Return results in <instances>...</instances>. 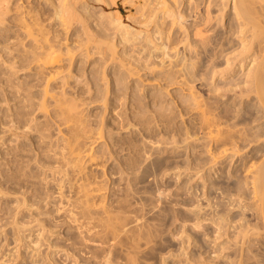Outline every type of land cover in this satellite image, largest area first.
<instances>
[{"label":"rangeland","instance_id":"374dc122","mask_svg":"<svg viewBox=\"0 0 264 264\" xmlns=\"http://www.w3.org/2000/svg\"><path fill=\"white\" fill-rule=\"evenodd\" d=\"M185 1L151 9L146 0H12L0 24L7 30L0 48L8 50L0 53V264H264V205L253 192L264 167V109L247 84L253 64L231 72L226 57L241 42L225 37L222 16L230 8L214 0L219 56L212 61L214 52L188 50L179 65ZM41 26L65 56L51 66L57 72L49 82L47 70L20 68L30 61L27 34ZM262 45L252 53L264 54ZM163 51L173 56L170 67ZM13 63L20 64L17 74ZM172 69L195 78L205 108L226 131L239 132L242 158L213 161L215 147L199 138L186 94L166 76ZM62 92L63 104L73 98L86 133L97 140L91 147L99 157L85 173L128 224L115 241L84 234L78 188L65 184V198L57 197L60 169L49 165L52 146L67 132L55 114L65 107L56 101ZM130 96L137 110L127 107ZM111 98L122 99L115 115ZM41 134L48 147L37 143Z\"/></svg>","mask_w":264,"mask_h":264},{"label":"bare ground","instance_id":"6f19581e","mask_svg":"<svg viewBox=\"0 0 264 264\" xmlns=\"http://www.w3.org/2000/svg\"><path fill=\"white\" fill-rule=\"evenodd\" d=\"M97 1H104L110 4L115 3V0H97ZM167 1L168 0H146V4L150 6L151 9L153 7L159 9L168 6ZM213 2L214 0H203V2H200L197 5L196 0L185 1L184 3L185 10L179 16V19L181 20L180 29L183 32V38H184L183 47L177 54L179 55L182 53L183 56L180 59L179 65L186 64L188 60V50L204 52V53L214 52L211 55L212 61L216 59V56H219V52L217 51L220 48L221 43L218 42L219 30L217 28V25H215L214 23L215 17L211 7ZM11 3L12 0H5L4 4H2L0 9V24L1 23L4 24L5 21H7V15L12 10ZM225 7L226 9L227 8L230 9H228L227 10L228 12L224 16H222V20L224 21L223 24L224 26L222 27V31L225 34V37H229V38L234 37L236 38V40H239L241 42V47L239 52L234 51V52H230L227 55L226 57L227 64L233 67V69H231V72L236 71V69L239 67L243 69L244 67L253 64L252 68L249 70L247 74V84L250 86L252 85L254 90L258 93L259 102L264 109V54L256 55L252 53V49L254 48L253 45L261 44V46H263L262 43H264V0H226ZM193 8L194 11L193 13H191ZM196 8L198 10H196ZM225 17L227 18L224 19ZM190 19L191 22H189ZM116 21L119 22V25L121 26L120 20L117 19ZM0 32L5 33L7 32V30L5 31L0 29ZM27 37L30 43L28 45V48L24 50V53H26V55H29L28 57V59L30 58L29 59L30 61H28L29 64L27 65L21 64L22 66L20 67L19 66L20 64L16 66V63H13L15 65L12 66L13 67L12 68L13 70L11 69L12 73H16L15 69H19L17 71H20V68L21 71L30 68L36 69L38 71L47 70L46 72L48 75L47 81L49 82L51 79L55 77L57 72L55 69H52L51 66L56 62L65 59L64 52L55 43V40L52 39L50 33L43 26L34 30L31 33H28ZM1 40L3 42L7 41L6 39L3 38V34H0V41ZM90 48H91V44H89L86 47L87 50L86 54L88 55H91V52L89 51ZM0 50H1L0 53H2L4 48L3 49L0 48ZM10 51L12 52L13 49L12 50L9 49V52ZM163 52H164L163 53L164 58H167L168 59L167 62H170L168 64L170 67L173 64V60H172L173 56L170 55L167 51H163ZM1 57L2 54L0 55V58ZM70 61H73V56H71ZM165 63L166 61L161 65L167 67L168 65L167 64L165 65ZM222 74L225 75L224 73ZM166 76L167 78L168 77H171L172 79L174 78L175 79L174 81L170 78L173 81V84H176V87L180 88L182 92L186 94L185 99L187 104H189L190 106V111L193 114H195L196 119L198 120L197 128L199 130V138L205 142H208L210 145H214L215 147V152H214L215 157L213 161L222 156L226 158H232V160L234 159L239 160L240 158H242V154L240 153L244 148H240V146H238V142L240 141V139H242L241 135L239 134L238 131H234V130L226 131L223 128L224 120H222V118H220L219 116H217L216 114L205 108V102L203 101V96L201 92H198L196 90L198 87L195 84L196 83L195 78L192 79V77L189 76L188 72L182 71V69L179 70L177 69L173 71L167 70ZM70 77H72V74L69 75L68 78ZM68 78L64 77L61 83L63 85L66 84L67 82L66 83L64 82ZM61 94L63 95L62 98L61 95H59L56 101L60 103L59 105L63 106L65 104L64 105L65 107H62V109L58 110L55 114L57 118H60L59 120L61 121V124H63L64 127L67 128L66 130L67 132L66 133L63 132V136L64 133L65 136L62 139H59V142L56 141L58 142V144L56 143L57 145L55 144L54 146L51 143V145H53L54 147L57 146V148L53 149L52 146L53 150L51 149L50 153L52 154L51 159L54 157V163H52L51 161L52 165L51 163L49 165L51 169H54L53 172H55V168L60 169L58 171L59 172L58 174L60 175V178L58 179L59 180L58 189L60 191L58 192L57 197H59L58 199H60L61 201L62 199L65 198L63 191L66 188L65 184L66 185L70 184L72 189L74 186L78 188L79 200L77 197V200H75V202L77 203V205L81 202L83 203V204L82 203L79 204V206L84 205L82 206V208L80 207L81 212L84 208L83 211L85 213V217L84 215H82L83 219L80 220V225H82L84 234L86 233L87 234L86 236L90 237L91 240L95 239L97 241L98 239L100 240L101 238L106 237V240L108 242H109L108 240L109 238L110 239L114 238L113 240L115 241L120 235V230L125 231L126 230L125 228L128 226V224L124 223V221L120 219V217L117 215L118 214L117 212H116L117 214L115 213L114 210L115 206L113 202H110L109 204L105 203L107 197L104 196L102 192L104 188L100 186L98 183H96L97 182L96 180L95 183L93 182L94 180L93 181L91 180L93 176L91 177L89 174L87 175V172L85 173L86 164L87 163L91 164V162L93 163L95 159L99 157V155L94 154L93 148L91 147L93 144H95L97 140L94 136L88 135L86 133L87 131L83 125L84 123L79 118L80 112L77 111L74 100H73L74 104L72 102L73 98L71 100L69 99L71 103L68 101L69 103L67 102L63 104L62 101H64L65 98L64 96L67 95V92L66 94L64 92H62ZM121 100L122 99L117 101L116 98H111L113 109L112 111H110V113L115 115L116 112L120 110L119 105L122 104ZM127 107L129 108V110L130 109L137 110L138 108L133 99H132V103H130ZM128 108H125V110ZM123 110L121 111L123 112ZM130 112L134 113V111H130ZM144 115L145 114L141 115L142 119L139 123L142 126V128L144 127L146 128L147 125V118L146 116L144 117ZM29 120L31 121V119ZM30 125H32V123ZM108 126L112 127V124ZM26 127L24 126V128ZM31 127L32 126H30L29 129ZM124 127L125 126L123 125H120L119 127L115 126L114 128H111V130L123 129ZM33 128L34 127H32V129ZM36 130H38V128ZM37 137H39L37 138V143L38 142H40V144L42 143L41 144L42 147L43 144L45 143L47 144L48 139L47 136H45V134H41L40 136ZM46 144L44 146H46ZM48 144L46 147H48ZM102 154H104L103 155L104 157L106 156L105 152H102ZM145 158L147 161L149 156H146ZM55 163L56 166L54 165ZM99 166L100 164H97L96 167L99 168ZM71 177H73V180ZM69 179L71 180V183H69ZM253 192L255 197L258 198V200L264 205V167L259 168L254 176ZM59 204H60V208H62L61 204L63 203H59ZM76 220L78 221V219ZM93 235L98 239L96 238L92 239L91 236L94 237ZM102 241L106 242L105 239H101V242ZM109 261L110 260L108 259L104 262L102 260L100 264H110L111 262Z\"/></svg>","mask_w":264,"mask_h":264}]
</instances>
